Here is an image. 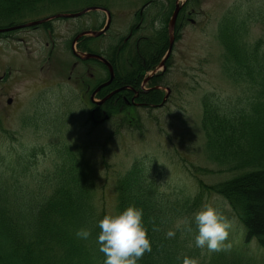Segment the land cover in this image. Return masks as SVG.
Here are the masks:
<instances>
[{
  "label": "trees",
  "instance_id": "1",
  "mask_svg": "<svg viewBox=\"0 0 264 264\" xmlns=\"http://www.w3.org/2000/svg\"><path fill=\"white\" fill-rule=\"evenodd\" d=\"M67 1L73 0H0V16L36 17ZM195 2L190 0L187 7ZM250 11L255 13L250 22L247 14L228 11L219 21L217 34L223 49V72L233 84L248 89L246 104L228 108L212 96L202 101L206 159L222 168L218 172L233 177L207 184L198 176L217 172L199 166L196 178L193 175V192H166L157 168L147 159L136 161L118 182L117 214L131 205L143 210L152 252L145 253L138 264H183L185 258L196 264L263 262H257L248 246L255 240L264 249V38L252 40L250 34L251 23L257 22L254 17L264 25V3ZM164 35L161 30L154 40ZM140 65L136 63L135 69ZM122 71L121 76H129L133 70ZM162 97L161 92L153 91L141 99L159 104ZM115 112L107 109L109 115ZM85 152L79 145H62L54 167L38 181H31L26 180L27 165L19 157L0 151V264H103L105 257L95 243L96 223L110 214L99 190L96 163ZM212 194L228 202L242 225L241 240L245 242H233L229 252L202 255L194 246L192 218ZM82 228L91 232L88 240L76 237ZM169 230L176 231L174 238H166Z\"/></svg>",
  "mask_w": 264,
  "mask_h": 264
},
{
  "label": "rangeland",
  "instance_id": "2",
  "mask_svg": "<svg viewBox=\"0 0 264 264\" xmlns=\"http://www.w3.org/2000/svg\"><path fill=\"white\" fill-rule=\"evenodd\" d=\"M89 1H67L62 8L54 6L39 17L63 10L78 12L87 7ZM99 1L113 14L110 30L103 37L106 40L126 36L135 13L146 0ZM201 2L192 21L188 20L180 33L172 67L164 77L167 87L176 93L162 109L138 110L140 123L135 126H129L120 117L95 126L90 120L89 107L81 101L82 66L75 71V80H69L75 61L69 50L71 41L79 31L103 28L107 20L105 14L60 19L48 27L26 29L10 38L1 37L0 151L19 157L27 165L26 180L38 181L49 167H54L62 145L82 146L101 175L99 185L100 189L105 188L104 204L110 215L117 214L118 182L137 160L147 159L157 168L166 192H193L196 182L191 172L196 174L195 168L202 165L216 171L222 169L205 159L201 126L203 98L212 96L218 104L233 108L245 105L250 96L245 86L233 84L223 72V49L217 38L219 21L234 10L247 14L250 22L255 14L250 10L259 7L264 0ZM149 12L159 28L160 9L155 7ZM254 18L257 22L250 25L251 39L259 40L264 38V25L257 16ZM24 19L26 21V16ZM2 24L7 25L0 21V26ZM165 92L167 94V90ZM9 99L13 100L11 105L7 103ZM198 177L211 184L227 181L233 174L218 172ZM204 202L231 222L228 241L238 243L241 228L227 201L212 194L206 196ZM249 249L258 258L264 257L256 242H252Z\"/></svg>",
  "mask_w": 264,
  "mask_h": 264
},
{
  "label": "clouds",
  "instance_id": "3",
  "mask_svg": "<svg viewBox=\"0 0 264 264\" xmlns=\"http://www.w3.org/2000/svg\"><path fill=\"white\" fill-rule=\"evenodd\" d=\"M192 222L196 225L194 246L202 250V255L231 251L233 245L228 237L232 224L216 208L204 205L193 214ZM96 227L99 232L95 243L105 257L103 264H138L145 253L152 252V241L143 224L141 208L131 205L118 214L104 215ZM75 235L78 239L88 240L91 232L82 228ZM175 236L174 230L166 233V238ZM183 264H196V261L185 258Z\"/></svg>",
  "mask_w": 264,
  "mask_h": 264
},
{
  "label": "flooded vegetation",
  "instance_id": "4",
  "mask_svg": "<svg viewBox=\"0 0 264 264\" xmlns=\"http://www.w3.org/2000/svg\"><path fill=\"white\" fill-rule=\"evenodd\" d=\"M177 2V0H175ZM183 10H181L180 15H182V20L185 19V16L183 15ZM186 19H190L189 17ZM182 24H180V27L178 31H175V39L180 37V29H182ZM141 26V25H140ZM140 26H137L134 28V32L130 34V37L132 40V48L133 52L136 55H133V57H128L125 59L126 63L129 64L131 69H134L132 71V74L129 76H120L117 77L115 75L114 81L112 84L106 88L101 89L100 91L96 92V89L100 86L95 87L94 89H91V86L85 91L84 94H82V100L83 103L88 105L90 109V118L91 122L94 124H100L102 121V117L106 116V108L112 107V108H125L128 109L126 118L129 120L130 125L134 124V121L136 120L135 117H133V111L137 110L141 107H147L149 105V102H143L140 99V95L142 94H149L151 93V88H156L157 85L161 82V80L166 76V74L170 70V63L167 62L165 71L161 74L159 73L156 75L152 80H150L146 87H141L142 78H144L145 74L149 71L152 67H154V61L160 60L161 53L163 50H165L164 44L160 42L157 44L150 43L147 38L144 37L143 33L140 32ZM142 38L145 39L144 42H142ZM127 39L124 40V43L117 45L119 49H116L114 51L115 59H119L121 52H123L124 45H127ZM142 42V43H140ZM82 43V47L86 50L85 52H94L102 56L107 55L108 46L104 42H95L93 40H90L89 38L83 39L80 38L77 42V47L80 48V45ZM73 41L71 43V52L74 56L73 52ZM83 52V51H80ZM75 57V56H74ZM77 61L74 63L73 67L79 66L80 62L82 61L79 57H76ZM140 62V66H136V63ZM82 63V62H81ZM90 80H95V74H90ZM106 78V76H105ZM110 76H108V79ZM106 78L104 82L108 81ZM117 80V83H116ZM107 88L109 89L107 91ZM120 90L119 92L113 94L112 97L107 99L109 95L114 93L115 91Z\"/></svg>",
  "mask_w": 264,
  "mask_h": 264
},
{
  "label": "water",
  "instance_id": "5",
  "mask_svg": "<svg viewBox=\"0 0 264 264\" xmlns=\"http://www.w3.org/2000/svg\"><path fill=\"white\" fill-rule=\"evenodd\" d=\"M180 7L178 6V8L176 9V12L170 22V31L171 33L173 32L174 28H175V23H176V18H177V14H178V11H179ZM90 10H96V8H92ZM89 10H85L81 13H77V14H69V15H55V16H52V17H49L47 19H44V20H40V21H36V22H32V23H28V24H24V25H19V26H16V27H13V28H10V29H5V30H0V32H7V31H14V30H18V29H23V28H29V27H34V26H38V25H41V24H45L47 22H50L51 20H54V19H58V18H75V17H79L85 13H87ZM94 35H98V34H94ZM172 47H173V39L171 40V44H170V50H169V53L168 55L171 53V50H172ZM88 58H98L100 59L102 62L104 63H107L106 61H104L103 59L99 58V57H96V56H93V55H90L88 56ZM164 63H162V66H163ZM111 73H112V70H111ZM111 82V81H110ZM110 82L108 84H110ZM12 101L10 100L9 103H11Z\"/></svg>",
  "mask_w": 264,
  "mask_h": 264
}]
</instances>
